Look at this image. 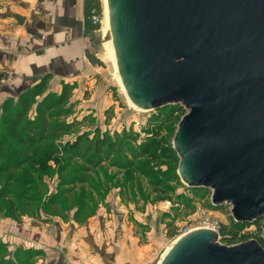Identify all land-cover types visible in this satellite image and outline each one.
Returning <instances> with one entry per match:
<instances>
[{"label":"rangeland","instance_id":"374dc122","mask_svg":"<svg viewBox=\"0 0 264 264\" xmlns=\"http://www.w3.org/2000/svg\"><path fill=\"white\" fill-rule=\"evenodd\" d=\"M99 29L89 49L103 65L71 81L43 74L45 88L26 110L13 103L43 76L28 83L0 72V264H41L44 235L70 247L78 235L99 241L104 231L126 241L132 264H156L172 240L199 225L218 231L221 244L256 239L264 247V217L237 226L229 205L212 206L208 188L181 181L172 139L186 108L178 105L179 119L162 125L157 115L171 105L130 104L102 55ZM155 123L161 140L145 148V129ZM51 253L52 264H66L58 249Z\"/></svg>","mask_w":264,"mask_h":264},{"label":"water","instance_id":"95a60500","mask_svg":"<svg viewBox=\"0 0 264 264\" xmlns=\"http://www.w3.org/2000/svg\"><path fill=\"white\" fill-rule=\"evenodd\" d=\"M116 70L142 110L182 105L172 147L182 182L235 223L264 217V0H106ZM17 23L23 15H12ZM264 238V222L261 224ZM198 227L157 264H264L256 239Z\"/></svg>","mask_w":264,"mask_h":264},{"label":"crops","instance_id":"0c3cea01","mask_svg":"<svg viewBox=\"0 0 264 264\" xmlns=\"http://www.w3.org/2000/svg\"><path fill=\"white\" fill-rule=\"evenodd\" d=\"M14 13L23 15L21 24ZM91 34L84 32L83 0H0V72L28 83L46 73L59 82L85 77L94 66L85 54ZM102 234L99 241L95 235H78L77 245L72 241L70 247L44 235L41 264H52L51 251L57 249V262L64 258L66 264H98L100 257L104 264L133 263L126 241L111 238L105 231Z\"/></svg>","mask_w":264,"mask_h":264},{"label":"trees","instance_id":"16d2710c","mask_svg":"<svg viewBox=\"0 0 264 264\" xmlns=\"http://www.w3.org/2000/svg\"><path fill=\"white\" fill-rule=\"evenodd\" d=\"M83 13H84V32L87 33H93L95 30L99 29L100 27V19H101V3L100 0H83ZM93 16H97L98 20L94 21ZM86 57L90 61L92 65H103V62L100 58H98L90 49L86 48L85 50ZM46 75H44L39 82L35 83L29 90L24 91L21 93L16 101L13 103L15 109L19 110H26L31 101L33 100L34 96L36 94H39L44 88H45V79ZM9 108L12 109V105H8ZM177 110H179V106H169L165 109L161 114L157 115L160 116V124H171L179 119V114H177ZM164 129L168 130L170 128L169 126L164 125ZM150 135L146 136L143 139V145L146 148L147 146L151 145L152 143H157L161 140L160 132L162 131L161 125H158L155 123V125H152L151 127H146V129ZM101 141V140H99ZM70 148L71 144L69 145ZM74 147L78 146V143H73ZM69 148V149H70ZM89 162H93V165L98 164L99 162H94L91 159H89ZM95 163V164H94ZM22 164V163H21ZM258 219V218H257ZM255 219V221H257ZM247 222H241L237 221L236 225L240 226L243 224H246ZM232 240V239H231ZM233 242V241H230ZM35 252V251H32Z\"/></svg>","mask_w":264,"mask_h":264},{"label":"bare ground","instance_id":"6f19581e","mask_svg":"<svg viewBox=\"0 0 264 264\" xmlns=\"http://www.w3.org/2000/svg\"><path fill=\"white\" fill-rule=\"evenodd\" d=\"M101 1H102V5H103V15H102V19H101V28L99 29V31L101 33L102 46H103V53H102V55H103V57L108 58L113 63V65L115 67V73L117 74V77H118V80L120 82V85L122 86L121 81H120V78H119V75H118L117 70H116V65H115V60H114V53H113V48H112L111 35H110V32H109V25H108V14H107L106 0H101ZM134 107L137 108L135 105H134ZM137 109H139V108H137ZM198 227H203V226L202 225L193 226V227H190L187 231L192 230V229H195V228H198ZM174 240H172L166 246V248L164 249V251L161 253V255H160L157 263L159 262V260L161 259L162 255L164 254V252L168 249V247L171 245V243Z\"/></svg>","mask_w":264,"mask_h":264},{"label":"built area","instance_id":"2783aa9c","mask_svg":"<svg viewBox=\"0 0 264 264\" xmlns=\"http://www.w3.org/2000/svg\"><path fill=\"white\" fill-rule=\"evenodd\" d=\"M93 20L94 21H97L98 20V17L97 16H93ZM206 227H208V226H206ZM211 228V227H210Z\"/></svg>","mask_w":264,"mask_h":264}]
</instances>
